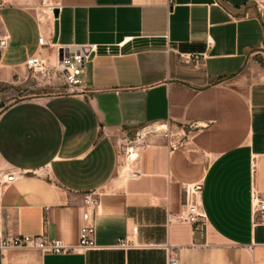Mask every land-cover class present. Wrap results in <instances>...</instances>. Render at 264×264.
<instances>
[{
	"label": "crops",
	"instance_id": "1",
	"mask_svg": "<svg viewBox=\"0 0 264 264\" xmlns=\"http://www.w3.org/2000/svg\"><path fill=\"white\" fill-rule=\"evenodd\" d=\"M22 1L0 9V85L21 82L31 57L96 53L74 93L0 110V180L15 176L0 185V236L76 246L94 192L99 249H9L0 264H264V218L250 208L252 191L264 197V0H50L53 18ZM160 126L182 147L149 132ZM195 184L197 229L174 220Z\"/></svg>",
	"mask_w": 264,
	"mask_h": 264
},
{
	"label": "built area",
	"instance_id": "2",
	"mask_svg": "<svg viewBox=\"0 0 264 264\" xmlns=\"http://www.w3.org/2000/svg\"><path fill=\"white\" fill-rule=\"evenodd\" d=\"M23 6L33 8L36 13L53 18L54 10H57L50 0H23ZM6 4V0H0V9ZM8 36L1 32L0 29V54L7 45ZM44 39L39 37L37 43L43 46ZM210 43L207 42V48ZM106 52H108L106 50ZM96 53L94 46L83 45L67 48H58L55 58V69L61 75L63 85L67 94H72L81 85L80 77L83 74L84 66L91 57ZM195 58V57H194ZM185 60H188L186 58ZM45 62L38 56L31 57L25 61V68L31 72L44 71ZM151 133H159L164 139L171 140V150L182 147V141L186 137L166 127L160 126L151 129ZM177 139V140H176ZM130 158V156H128ZM15 181L14 173H9L2 177L0 185L9 184ZM200 185H184L183 195L184 204L182 212L174 218L176 222L186 223L195 229L200 228L204 222L205 216L201 211L198 202ZM83 211L81 214V225L78 232V244L76 246L65 245L58 239L47 240L45 237H28V236H0V252L9 249H29L38 251L42 254L66 255L75 252L98 250L94 241V218L96 210L99 207V195L92 192L87 193L82 199ZM250 208L253 220L257 217L264 218V197L257 192L252 191L250 196ZM120 249H126L128 245L119 242L117 245ZM167 264H179L177 258L173 255L167 258Z\"/></svg>",
	"mask_w": 264,
	"mask_h": 264
},
{
	"label": "rangeland",
	"instance_id": "3",
	"mask_svg": "<svg viewBox=\"0 0 264 264\" xmlns=\"http://www.w3.org/2000/svg\"><path fill=\"white\" fill-rule=\"evenodd\" d=\"M21 82L17 79L12 84L0 85V103L3 108L10 104L30 99L34 97H50L66 93L61 75L55 69V62H45L44 71L34 73L25 70L21 77ZM2 108V109H3ZM0 109V110H2ZM152 132V130H149ZM119 152L126 154V149L130 147L129 142H119L117 144ZM134 156L130 155V159ZM126 156L124 157V159Z\"/></svg>",
	"mask_w": 264,
	"mask_h": 264
},
{
	"label": "water",
	"instance_id": "4",
	"mask_svg": "<svg viewBox=\"0 0 264 264\" xmlns=\"http://www.w3.org/2000/svg\"><path fill=\"white\" fill-rule=\"evenodd\" d=\"M54 17H57V10H54L53 12ZM3 108V103H0V109Z\"/></svg>",
	"mask_w": 264,
	"mask_h": 264
}]
</instances>
